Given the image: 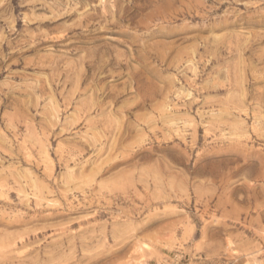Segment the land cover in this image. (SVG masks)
I'll list each match as a JSON object with an SVG mask.
<instances>
[{"label":"rangeland","instance_id":"1","mask_svg":"<svg viewBox=\"0 0 264 264\" xmlns=\"http://www.w3.org/2000/svg\"><path fill=\"white\" fill-rule=\"evenodd\" d=\"M0 264H264V0H0Z\"/></svg>","mask_w":264,"mask_h":264}]
</instances>
